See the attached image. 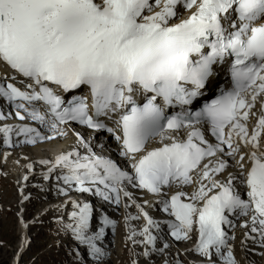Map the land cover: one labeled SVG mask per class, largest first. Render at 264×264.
<instances>
[{
  "label": "snow or ice",
  "instance_id": "obj_1",
  "mask_svg": "<svg viewBox=\"0 0 264 264\" xmlns=\"http://www.w3.org/2000/svg\"><path fill=\"white\" fill-rule=\"evenodd\" d=\"M0 66V99L18 120L51 132L5 123V145L12 134L29 144L64 137L70 122L106 131L118 145L124 166L80 132L67 150L38 161L64 197L51 206L58 230L86 246L94 264L107 255L97 241L116 222L89 197L135 204L145 223L132 228L139 215L126 212V239L145 245L146 258L169 247L156 248L157 239L195 233L197 264H237L227 230L237 214L264 240V0H0ZM220 73L228 86L201 103ZM81 88L86 94H72ZM128 186L155 197L167 218L154 220Z\"/></svg>",
  "mask_w": 264,
  "mask_h": 264
},
{
  "label": "rangeland",
  "instance_id": "obj_2",
  "mask_svg": "<svg viewBox=\"0 0 264 264\" xmlns=\"http://www.w3.org/2000/svg\"><path fill=\"white\" fill-rule=\"evenodd\" d=\"M1 173H8V172H2ZM11 177L10 174H3L1 181H2V188L3 191L9 190V197L12 199V201L16 198L15 195V187L12 185L10 181ZM43 178L37 177L33 178L28 186V190H24V195L27 193L29 196L32 194L31 192V186L33 184H42ZM37 183V184H36ZM8 185V186H7ZM34 187V186H33ZM14 189V190H13ZM0 191V195L2 197H5L4 192ZM4 195V196H3ZM14 195V196H13ZM12 196V197H11ZM91 203L94 202L97 204V199L95 197H89ZM29 202V204L24 205L26 208V215H28L27 222L28 224L30 222H34L32 226L30 227V230L26 234L25 243L26 248L19 251V248L17 249V244L19 245V241L21 239L20 225L18 223L19 221V215L16 214V206L18 205L16 201H13V205L7 206L5 203H3V200L1 199V207H0V264H78V260L75 259V251L79 250L80 257L86 256L87 250L86 246L79 245L78 242H75L71 239L69 235H66L58 230L57 224H55V218L54 215H48L43 216V219H40L39 221H36L37 216L40 212V209L38 208V205L36 202ZM102 205V204H100ZM110 206V205H109ZM113 206V205H111ZM110 206V207H111ZM123 207L122 205H120ZM9 207V208H8ZM12 208V209H11ZM116 208V205H115ZM103 208H101L102 210ZM122 208H118L117 211L113 213L115 215V226H107L105 227V234L102 240L97 241V243L101 246H103L106 251L107 255L102 260H109L108 258L117 257L114 259H110L109 264H113V262L120 263V264H131L132 256L135 254L134 251V244L131 240L126 239V237L130 234V229L126 228L125 221L123 219V214L121 213ZM131 210H133L131 208ZM103 211V210H102ZM129 210L125 211L128 212ZM12 212V213H11ZM14 212V213H13ZM106 214V211H103ZM4 214V215H3ZM114 217V216H113ZM112 217V218H113ZM240 219V220H239ZM237 219V222H235L234 228H228L229 231L234 233V239L229 240V242L237 243L239 245V252L241 255L244 256V259H247L248 257L252 259H257L259 263L264 264V244L262 243L263 240L259 238L257 240V245L255 246L254 243L251 242V239L244 240V236L238 237V234L241 235L243 233L245 227H241V222L247 218H243L242 216ZM36 221V222H35ZM53 221V222H51ZM2 222V223H1ZM97 218L95 215H93L92 220V230L95 231V227L97 226ZM3 224V225H2ZM128 224L137 230H139V220L133 219L128 221ZM155 234V230H153ZM250 232V231H247ZM251 233H249V236ZM232 235V234H231ZM136 239H140V236L135 237ZM28 239V242H27ZM107 239V241H106ZM170 238L167 236V239L164 241H159L160 243L155 244L156 248H159L163 245V242L166 240H169ZM237 240V241H236ZM244 240V244H241V241ZM184 241V240H182ZM184 241V242H190ZM248 241V242H247ZM260 241V242H258ZM18 242V243H17ZM174 243V241L172 240ZM168 243V241H167ZM249 245V246H248ZM145 248V245L143 246ZM259 248V252L257 254L256 249ZM167 253H169L170 256H172L174 259H184L186 256L190 255L191 252H186V254H178V252L173 247H168ZM170 250V251H169ZM250 250V251H249ZM137 253H139L138 248H136ZM114 253V255H113ZM88 255V254H87ZM136 255V254H135ZM192 255V254H191ZM89 257V256H88ZM135 264H159L157 261L154 262V260H144L139 259L135 256ZM101 260V261H102ZM261 261V262H260ZM81 264V263H80ZM84 264V263H83ZM87 264V263H85ZM173 264V263H169ZM238 264V262H237Z\"/></svg>",
  "mask_w": 264,
  "mask_h": 264
},
{
  "label": "bare ground",
  "instance_id": "obj_3",
  "mask_svg": "<svg viewBox=\"0 0 264 264\" xmlns=\"http://www.w3.org/2000/svg\"><path fill=\"white\" fill-rule=\"evenodd\" d=\"M17 123H22V122L21 121H17ZM20 139H23V137H17L15 134H12L11 135V145L8 146V145H5L3 143V136H2V134H0V191H3V188H2V184L3 183L1 181V178H2V175L3 174L4 175L5 174H10V177L11 178H12V175H18L19 176V175H21L23 173L25 174L27 171H29L27 165L29 163H31L33 165L32 169L33 168L34 169L36 168V169H35V172L26 181L27 184L25 185V190H28L29 189L28 186L30 184L29 181H31L33 178L41 177V172H42V170H44V169H37V168L42 167V164H39L38 161L41 160V159L47 158L48 154H50L51 152L52 153H57L59 151H64L65 150V149L62 148L61 141L60 142H57L56 140H47L46 139L45 143L42 142L40 144L25 145V144H20V143L17 142ZM70 142H72V144L74 143L73 141H69V143ZM97 142H98V140H95V143H97ZM107 143H109V142H107ZM57 144H58V148L59 149L56 146ZM70 145H71V143H70ZM37 170H40V171H37ZM1 171L2 172H8V173H3L2 174ZM10 181H11L12 185L15 187L14 188L15 189V192L14 193L16 195V198L13 201L14 202L16 201V203H17L18 202V198H19V196L17 195L18 194V188L14 184L13 180L10 179ZM31 187H32L31 188V192L33 194L35 192V195L34 196L32 194L30 196L28 195L25 202H26V205H27L33 199L32 202H34V203L36 202V204L38 205V208L40 209V212H39V214L37 216L36 221H39L40 219H43L42 218L43 216L54 215V212H53V209H52L51 206L54 205V204H56L59 200L64 199V197H57L55 195V193L53 192V190L51 188V185L48 182H45V181H43L42 184L41 183L40 184H37V185L33 184ZM3 192H4V195H6V196L5 197H2L0 195V203H1V199H2L3 200V203H5L7 206L13 205V201H12L13 198L11 199L9 197V195H10L9 190H6V191L4 190ZM145 200H148V199H145ZM148 202L149 203L147 205H144V209L150 215L149 212L152 213L153 207L151 205V201L148 200ZM134 205L135 204H132V205H130V207H132ZM102 206H104L103 210L106 211V213H107L106 215H108V217L113 220L112 217H113V213L115 212V208L110 207L109 205H107V203H104ZM102 206L99 207V208L101 209ZM0 207H1V204H0ZM16 207L17 208H16V211L15 212H16V214H19L18 206H16ZM26 208L27 207H24L23 210H22L23 213H24V216H26ZM154 208H155V210L158 209V207H155V206H154ZM128 213H131L132 214V212L130 210L128 211ZM94 215H95V212H94ZM240 216L241 215H239V214H237L235 216H230V219H232L233 220V223H235V222H237V219ZM95 217H96V215H95ZM243 218L245 219L247 217H243ZM51 222H53V221H51ZM18 223H19V221H18ZM32 224H34V222H30L29 223V227H28L27 231H25V224L24 223H23L22 229L19 228V230L21 232L20 234H22L21 235V239L19 241V245L17 244V246H16L17 249L20 247L19 248V251L26 248V246H25L27 244V243H25L26 234L30 230V227L32 226ZM227 230H228L229 236L231 237L232 236L231 234H233V232L229 231V229H227ZM247 231H250L249 227H245L243 233H241V235L238 234V237L239 236L243 237L244 236V233L247 232ZM249 233H251V232H249ZM250 235L256 237L255 241H253L251 239V242L254 243L255 246H256L258 244L257 243V240H259L260 237L258 235H256V234H254V233H251ZM164 239H167V235L164 236ZM159 240L160 239H157V243L159 242ZM172 240L174 241V239H171V238L169 240H167L168 241V244H169V247L170 246L172 247L173 244H174L172 242ZM106 241H107V239H106ZM230 241H231V239H230ZM258 242H260V241H258ZM20 243H21V245H20ZM262 243L264 244V240H263ZM231 244H232V248H233L234 257H235L236 261L238 262V264H261V263H259V261L257 259L255 260V259H252L250 257H248L247 263H246V259H244V256L241 255L240 252H239V245L237 243H235V241L233 243L231 242ZM140 246H141V244H135V248H134V253L135 254H137L136 248L137 247H140ZM161 247L162 246H160L159 248H161ZM192 248H193V246H191V245L185 247V249H186L187 252L191 251ZM256 250H258L257 251V254H258L259 248L256 249ZM140 252L141 251H139V253ZM85 255L86 256L81 257V261L84 264L85 263H87V264H94L92 258L91 257H88L87 254H85ZM113 255H114V253H113ZM116 257H117V255H116ZM116 257H113L112 256L111 258H108L109 260H107V261L106 260H102L100 262V264H109L110 259H114ZM142 258L144 260H150V259H152V260H154V262L157 261L159 264H164V261L165 260L168 261V264L169 263L175 264V261H176V260H173L174 258L172 256H170L169 253H167V250H164V252L159 253V254H157V253L154 252L149 257L146 258V257L142 256ZM177 260H179L181 262V264H189V262L192 260V257L187 255L186 258H184L182 260L181 259H177ZM81 261H78V264H80ZM113 264H115V262H113ZM116 264H120V263H116Z\"/></svg>",
  "mask_w": 264,
  "mask_h": 264
}]
</instances>
